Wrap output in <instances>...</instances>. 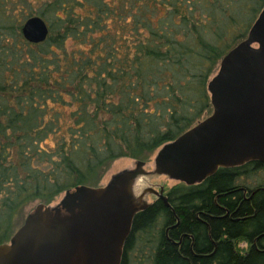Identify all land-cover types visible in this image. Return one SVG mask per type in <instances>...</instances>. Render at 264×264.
<instances>
[{
    "label": "trees",
    "instance_id": "16d2710c",
    "mask_svg": "<svg viewBox=\"0 0 264 264\" xmlns=\"http://www.w3.org/2000/svg\"><path fill=\"white\" fill-rule=\"evenodd\" d=\"M6 1L0 244L27 205L98 187L114 161L146 162L210 115V79L264 8V0H38L35 9L9 0L24 15L16 22ZM32 16L48 25L44 43L22 35ZM260 169L247 165L184 189L173 236H184L182 246L159 247L158 264H264V190L237 183Z\"/></svg>",
    "mask_w": 264,
    "mask_h": 264
},
{
    "label": "water",
    "instance_id": "95a60500",
    "mask_svg": "<svg viewBox=\"0 0 264 264\" xmlns=\"http://www.w3.org/2000/svg\"><path fill=\"white\" fill-rule=\"evenodd\" d=\"M22 35L44 43L47 23L28 18ZM212 115L161 147L157 173L194 184L219 167L264 162V8L247 37L221 61L208 84ZM115 175L106 186H78L57 206L38 204L9 242L0 264H121L137 211L134 198L141 167ZM141 170V172H140Z\"/></svg>",
    "mask_w": 264,
    "mask_h": 264
},
{
    "label": "rangeland",
    "instance_id": "374dc122",
    "mask_svg": "<svg viewBox=\"0 0 264 264\" xmlns=\"http://www.w3.org/2000/svg\"><path fill=\"white\" fill-rule=\"evenodd\" d=\"M29 1L32 3L33 7L37 9L38 3H39L38 0H29ZM8 2L9 0L5 2L8 5V9H9L8 15L13 16V20L16 22H23L22 19L24 15L21 12V9H20L21 6L18 5V7H16L14 10L12 5H10ZM218 70L219 68L214 73V75H216ZM160 149L161 148L157 149L153 154H151V156L146 161L145 168L143 170L147 172L155 171L154 170L155 169V158L158 152L160 151ZM137 164H138V161L131 159V158H122V159H118L114 161L111 164V166L108 168V170L104 173V175L101 177V179L99 180L98 186H106L107 184H109V182L112 180V178L115 175H118L124 171L134 170L137 167ZM141 180H144L143 186L138 185V182H141ZM164 183L168 184L170 188L181 187L184 185V184L179 183L178 181L167 179L164 176L155 175L152 177L151 175V176L141 177L138 179L134 187V191H135L134 193L135 195H139L141 192H143V190L146 187L150 185L156 186V185H162ZM237 183L241 187H248V188H251L252 190L256 188L264 189V169H260L254 174L246 175L245 177H242V178L240 177V179L237 180ZM64 196H65V193L61 194L51 206L54 207V206L59 205L62 199L64 198ZM148 201L151 202L152 199L149 197ZM36 205L38 204L31 203L30 205H27L22 210H20L18 215H16L14 219L13 235L23 225L26 217L34 210ZM153 220L155 221L153 222ZM138 223L139 222L135 224V229L137 228L136 226H138ZM163 224H164L163 219H161L160 217L154 218L152 216L149 222L142 224L143 227H140V229L135 230L134 232L135 238H133L130 242V244H134V245L132 249L131 247L129 248L130 245L127 246L128 248L126 250L129 255L128 256L126 255L127 258H125V261H124L125 264H158V258L157 256L155 257L156 252H157L156 247L158 244H154L152 246L148 242V240H150L151 238L150 234L148 233H154L153 234L154 241L159 240V237L161 238L162 236L161 233H162ZM149 225H152V227L149 228ZM145 232L147 234H145ZM242 246H246V245L243 244Z\"/></svg>",
    "mask_w": 264,
    "mask_h": 264
},
{
    "label": "flooded vegetation",
    "instance_id": "af4514ba",
    "mask_svg": "<svg viewBox=\"0 0 264 264\" xmlns=\"http://www.w3.org/2000/svg\"><path fill=\"white\" fill-rule=\"evenodd\" d=\"M212 112L210 115H212ZM210 115H208L207 117H209ZM157 156H158V154H157ZM155 160H156V158H155ZM145 164H146V162H144V165L141 167V170L144 171V173H143L144 175L142 177L151 176V175L153 177L155 175H159V176H164L165 178L170 179V180L178 181L179 183L184 184V185L181 187H175L174 186L175 188H173V187L170 188L168 186V184H166V183H164L162 185H156V186L150 185V186L146 187L143 190V192H141L139 195H135V193H133L134 198H136V200H138V202H141L144 205V208L137 211L134 218H133L130 234H129L128 238L126 239L125 245L123 247L121 264H125L124 261H125V258H127L126 255L127 256L129 255L127 253V250H126L128 248L127 246L130 245L129 248L131 247V249H132V247L134 245V244H130V242L133 238H135L134 237L135 230L140 229V227H143L142 224H145L146 222L149 221L146 218L148 213H151L154 218L160 217L161 219L164 220L162 233H161L162 236H161V238L159 237V240L154 241L153 240L154 239V237H153L154 233H148L151 236V238H150V240H148V242L152 246L154 244H158L156 247L157 252H158L159 247H161L163 245H167V243L171 244V245H178L181 247L182 243H183L184 236H180L179 242H176L173 239V236L175 235L174 231L177 229V227L180 224V216L178 215V212H177L178 206H176V205H177L178 200H180L184 196L182 193L183 190L186 188L199 187V186L203 185L204 183H207L212 177H214L218 173H223V172H226L228 170L229 171L232 170V175L236 176V175H238L237 173H235L236 170L242 169L243 167H246L247 165H255V164L261 165V164H264V162L249 161V162L244 163L243 165H239V166H235V167H228V168L219 167L213 174L208 175L207 177H205L201 181H197L194 184H188L184 181L173 179L170 176L165 175V174H158L156 161H155V169H154L155 171H153V172H147V171L143 170L145 168ZM136 169H138V166L134 170H136ZM141 170H140V172H141ZM138 179H136V182L138 181ZM239 179H240V177H239ZM136 182L134 184V187L136 185ZM143 185H144V183L139 184V186H143ZM240 188L242 189L241 186H240ZM260 190H264V189H260ZM244 193L246 196V194L249 192L247 189H245ZM149 197L152 199L151 202L148 201ZM215 204H217L216 200H215ZM198 218L199 217H197V219ZM137 219H139V221ZM136 221L139 223H138V226H136L137 228L135 229V224H137ZM154 221L155 220H153V222ZM151 227H152V225H149V228H151ZM145 234H147V233L145 232ZM192 240H193V245H194V243H195L194 238H192ZM157 252H156L155 257L157 256V258H159Z\"/></svg>",
    "mask_w": 264,
    "mask_h": 264
},
{
    "label": "bare ground",
    "instance_id": "6f19581e",
    "mask_svg": "<svg viewBox=\"0 0 264 264\" xmlns=\"http://www.w3.org/2000/svg\"><path fill=\"white\" fill-rule=\"evenodd\" d=\"M140 183H144V180H141V182H138V185H139Z\"/></svg>",
    "mask_w": 264,
    "mask_h": 264
}]
</instances>
